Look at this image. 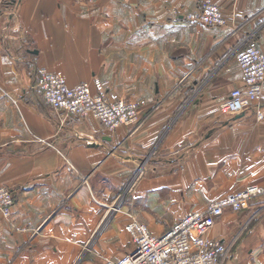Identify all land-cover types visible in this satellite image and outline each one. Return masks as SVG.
<instances>
[{"label": "crops", "instance_id": "0c3cea01", "mask_svg": "<svg viewBox=\"0 0 264 264\" xmlns=\"http://www.w3.org/2000/svg\"><path fill=\"white\" fill-rule=\"evenodd\" d=\"M213 1L222 26L187 19L201 0H0V187L14 199L0 264H103L133 249L130 211L158 235L213 199L264 189V89L240 114L220 110L242 86L235 52L249 35L264 51V0ZM41 68L68 87L106 81L139 102L138 122L109 130L52 109ZM247 206L208 234L227 247L221 264H264V190Z\"/></svg>", "mask_w": 264, "mask_h": 264}, {"label": "built area", "instance_id": "2783aa9c", "mask_svg": "<svg viewBox=\"0 0 264 264\" xmlns=\"http://www.w3.org/2000/svg\"><path fill=\"white\" fill-rule=\"evenodd\" d=\"M186 16L188 20L206 26H222L226 23L219 6L213 0H201L199 8ZM251 39L249 35L247 44L234 54L242 74V86L232 90L220 104V110L229 115H237L256 106V101L263 93L264 51ZM37 80L36 86L52 109L76 117H94L109 130L138 122L139 102H128L109 95L106 81L94 80L93 88L89 82L68 87L62 79L44 68L38 70ZM263 116L262 110L257 107L254 117L261 120ZM145 161L147 159L138 164L132 185L147 171ZM263 190L258 185H247L240 192L213 199L205 208L187 212L170 229L158 235L151 234L147 225L130 211L125 229L133 240V249L122 258L108 259L103 264H221L227 247L220 240L208 237L215 221L228 210L240 211L248 207L249 200L263 193ZM122 200L119 196L111 210L121 211ZM13 204L11 189L1 186L0 212L4 218L11 216Z\"/></svg>", "mask_w": 264, "mask_h": 264}, {"label": "rangeland", "instance_id": "374dc122", "mask_svg": "<svg viewBox=\"0 0 264 264\" xmlns=\"http://www.w3.org/2000/svg\"><path fill=\"white\" fill-rule=\"evenodd\" d=\"M120 198H123L122 202L124 203V200H125V199H124V197H122V194H120Z\"/></svg>", "mask_w": 264, "mask_h": 264}]
</instances>
